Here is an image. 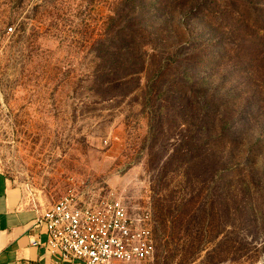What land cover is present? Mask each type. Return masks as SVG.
I'll list each match as a JSON object with an SVG mask.
<instances>
[{
  "label": "rangeland",
  "instance_id": "1",
  "mask_svg": "<svg viewBox=\"0 0 264 264\" xmlns=\"http://www.w3.org/2000/svg\"><path fill=\"white\" fill-rule=\"evenodd\" d=\"M0 169L149 210L142 264H264V0H0Z\"/></svg>",
  "mask_w": 264,
  "mask_h": 264
},
{
  "label": "built area",
  "instance_id": "2",
  "mask_svg": "<svg viewBox=\"0 0 264 264\" xmlns=\"http://www.w3.org/2000/svg\"><path fill=\"white\" fill-rule=\"evenodd\" d=\"M13 32V27H9ZM37 212L34 227H43L44 246L56 264H142L153 256L154 233L149 210L132 214L121 196L87 199L71 188Z\"/></svg>",
  "mask_w": 264,
  "mask_h": 264
},
{
  "label": "crops",
  "instance_id": "3",
  "mask_svg": "<svg viewBox=\"0 0 264 264\" xmlns=\"http://www.w3.org/2000/svg\"><path fill=\"white\" fill-rule=\"evenodd\" d=\"M36 217L25 189L0 169V264H56L44 246L31 243L47 239L43 227L33 226Z\"/></svg>",
  "mask_w": 264,
  "mask_h": 264
},
{
  "label": "trees",
  "instance_id": "4",
  "mask_svg": "<svg viewBox=\"0 0 264 264\" xmlns=\"http://www.w3.org/2000/svg\"><path fill=\"white\" fill-rule=\"evenodd\" d=\"M144 70V64L142 65V69H140V71H143ZM140 71H136V73H139ZM136 73H133V75H135ZM115 81L113 80H105L104 81V84H105V87L108 89V88H111V86L114 84ZM204 124V123H203ZM202 126H205V125H202ZM229 169V165L228 163H226L225 167L222 165L220 166L219 165V169L217 172L219 171H226Z\"/></svg>",
  "mask_w": 264,
  "mask_h": 264
}]
</instances>
